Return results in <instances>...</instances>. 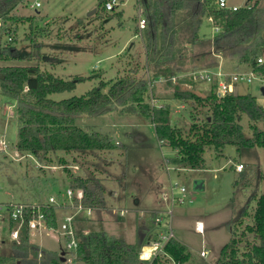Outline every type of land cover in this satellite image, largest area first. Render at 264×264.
Here are the masks:
<instances>
[{
	"label": "rangeland",
	"instance_id": "rangeland-1",
	"mask_svg": "<svg viewBox=\"0 0 264 264\" xmlns=\"http://www.w3.org/2000/svg\"><path fill=\"white\" fill-rule=\"evenodd\" d=\"M145 1L119 0L115 10H122L123 16L118 17L107 14L114 13L113 10L103 12L99 0H25L15 12L33 18V25L31 27L29 21L19 22L12 36L13 46L19 53L29 51L28 35L32 34L43 44V57L33 61L0 60V66L38 64L41 69L64 79L90 77L78 83L73 91L52 94L51 97L57 100L86 94L99 81L116 80L131 74L136 66L139 67L137 76L149 79L151 75L138 30L140 17L144 18ZM247 1L230 0V3L244 5ZM36 2L42 4L37 10L32 6ZM259 4L264 7V0H259ZM214 25L216 23L207 19L204 21L200 30L202 41L188 47L181 61L183 69L209 65L217 70L221 62L224 71L235 70L237 60L213 52L211 38L218 32ZM10 38L8 35L0 37V50ZM244 67L245 70L248 68ZM172 86L175 84L154 82L153 98L159 104L169 101L172 124L187 134L194 122L192 116L198 121L204 120L210 106L195 101L170 100ZM180 87L202 96L207 95L206 90L209 89L208 84L185 87L180 83ZM235 93H252L258 99L262 97L257 82L238 84ZM241 123L246 136L251 137V122L246 115ZM78 125L88 131L109 135L116 149L82 154L57 151L49 153L46 158L20 152L16 146V106L1 93L0 88V140L7 143L5 149L0 146V202L47 203L54 196L58 205L67 199L66 192L71 187L72 177L96 176L107 187L108 205L90 213L83 211L76 216L83 220H76L75 227L87 219L91 228L106 230L133 243L137 238V224L147 221V216L139 218L142 216L140 211H155L163 218L165 227L171 221L176 239L185 246L188 258L184 264H217L222 247L232 237L230 225L235 227L241 239L240 253L258 241L255 234L246 229L253 224L257 200L264 194V147L239 149L230 144L222 152L215 148L207 149L201 166L185 168L169 164L172 168L168 172L165 158L173 156L174 151L160 145L149 118L117 109L102 115H83ZM258 125L264 128V121ZM61 158L68 161L67 168L61 164ZM238 163L244 164L242 171L236 169ZM171 185H177L176 197L183 196L180 187L186 188L185 202H175L172 218L167 212L171 202L164 201L167 194L172 195ZM57 208L61 222L69 208ZM114 208L127 209L128 213L119 216ZM199 221L203 222V232L197 230ZM29 237L31 242L41 247L56 252L63 250L66 257L71 256V250H66L67 239L58 228L42 227L40 231L29 233ZM13 241L7 220L1 221V255H10ZM202 249L210 250L208 258L200 255ZM77 264L85 263L80 261Z\"/></svg>",
	"mask_w": 264,
	"mask_h": 264
},
{
	"label": "trees",
	"instance_id": "trees-1",
	"mask_svg": "<svg viewBox=\"0 0 264 264\" xmlns=\"http://www.w3.org/2000/svg\"><path fill=\"white\" fill-rule=\"evenodd\" d=\"M24 1L0 0V37H11L0 50V60L33 61L43 57V44L32 34L28 35L31 43L29 51L19 53L13 46L12 36L17 31L19 22L29 21L30 26L33 25V18L20 16L15 12ZM107 1L99 0V7L106 13ZM248 1L253 3L237 10H229L219 8L216 0H146L143 3L146 25L143 29L138 25V30L151 75L149 79L137 76L139 67L136 66L132 68L131 74L116 80L99 81L86 94L57 100L51 95L73 91L78 83L90 77L64 79L41 69L38 64L1 65V93L16 106L17 149L45 158L49 153L57 151L82 154L114 150L117 146L109 135L88 131L78 125V120L83 115H102L117 109L149 118L161 145L174 150L173 156L166 160L178 167L201 166L205 151L211 148L222 152L230 144L239 149L264 147V128L258 125V122L264 121V109L252 93H230L220 98L213 92L202 96L193 90H182L178 84L172 86L170 100L195 101L210 106V112L204 120L198 121L192 116L194 122L187 134L182 128L172 124L169 101L162 106L151 103V99L155 98L154 80L160 76H175L184 71L181 61L188 47H194L202 41L200 30L209 16L214 17L216 25L220 27L211 38L213 52L237 60L238 65L257 67V59L264 55V7L260 6L259 0ZM115 9L114 13L107 14L122 17L123 11ZM245 115L251 122V137L246 136L241 123ZM60 161L67 168L68 161L65 158ZM70 185L74 190H83L84 206L107 207V187L100 178L76 176L72 177ZM75 202L78 203L77 199ZM43 210L47 225L58 228V208L43 206ZM76 220L83 219L76 217ZM13 225L11 222V227ZM89 225L90 221L85 219L81 226L75 227L78 241L75 258L77 263L139 264L138 250L154 230V226L146 220L140 221L136 228V241L131 243L123 237L106 230H95ZM86 228H89L88 233L84 232ZM230 228L232 237L222 247L217 264H264V194L257 200L253 224L246 229L255 234L258 241L240 253L241 239L237 236L235 227L230 225ZM168 250L184 261L188 258L185 246L177 239L171 241ZM63 256L62 252L51 251L31 242L29 230L24 229L20 239L12 242L10 255L0 254V264H69L62 260Z\"/></svg>",
	"mask_w": 264,
	"mask_h": 264
},
{
	"label": "built area",
	"instance_id": "built-area-1",
	"mask_svg": "<svg viewBox=\"0 0 264 264\" xmlns=\"http://www.w3.org/2000/svg\"><path fill=\"white\" fill-rule=\"evenodd\" d=\"M217 5L221 9H229V10H237L244 6H250L248 1L244 5H238L234 3H230V0H216ZM120 4L119 0H108L105 4L106 9L108 11L114 10ZM41 2H36L32 6L37 10L41 7ZM209 22L216 23V19L212 16L207 18ZM1 25V20H0ZM146 25V21L144 18L140 17L139 19V27L143 29ZM214 28L219 31L220 27L218 25H214ZM11 39V38H10ZM169 82L171 84L184 85L185 87H191L192 84H208L209 89L206 91L213 92L217 94L218 97H224L227 94L235 93L236 86L238 84H252L259 83L260 92L262 97L258 99L256 97L257 103L264 109V55L260 56L257 59V67L252 68L248 67V69H238L233 70L231 72L224 71L221 68L214 70L210 67H199L191 69L187 73H180L175 76L165 77L160 76L154 82ZM187 90L186 88H184ZM189 89V88H188ZM152 104H159L157 101L152 98ZM163 104H160L162 106ZM1 148H6L7 143L5 140H0ZM166 160V158H165ZM167 170L170 172L171 168L168 161ZM244 168L243 163H238L236 165V169L238 171H242ZM177 185H171L172 195L171 197L167 194L165 199L171 202V207L167 211L172 218L173 215V207L175 202L178 201L180 203L185 202V192L186 188L184 186L180 187V191L183 192V196L176 197L175 196V188ZM67 199L62 200L57 205V198L51 196L47 203H30V202H0V222L7 220L9 225L10 237L14 240H19L21 232L24 229H28L29 233H35V231H40L42 227L50 228V226L46 223V213L43 210V206H55L59 208H71L73 209L72 213H67L64 215L60 225L58 227L59 232L66 237V250H71V256L66 257V252L64 253V257L69 264H77L76 251L78 248V241L75 233V219L76 216L82 213L83 211L91 212L94 210H99L103 208H92L86 207L82 204V199L84 192L82 189L74 190L73 188H69L66 192ZM77 199L78 203L75 202ZM114 212L119 216L126 215L128 213L127 209L124 208H114ZM150 220H148V215ZM142 216H147V221L149 224L154 226V230L151 235L142 243L138 250V261L139 264H184V260L179 257H175L168 250V245L172 240L176 239L175 233L172 229L171 221L167 227L163 224V218L155 211H142ZM11 222H13V226L11 227ZM197 230L199 232H203L204 228L201 225L197 226ZM85 233L89 232V229L84 230ZM200 255L204 258H208L210 256V250L202 249L200 251Z\"/></svg>",
	"mask_w": 264,
	"mask_h": 264
},
{
	"label": "crops",
	"instance_id": "crops-1",
	"mask_svg": "<svg viewBox=\"0 0 264 264\" xmlns=\"http://www.w3.org/2000/svg\"><path fill=\"white\" fill-rule=\"evenodd\" d=\"M140 31V30H139ZM140 35H141V33H140ZM207 67H209V65H207ZM196 68V67H195ZM211 68V67H210ZM245 67L243 66V65H237L236 67H234V69L235 70H238V69H244ZM191 69H193V67H191ZM248 69V68H247ZM190 69H185L184 68V71H189ZM152 125L154 126V124L152 123ZM155 130V129H154ZM160 145H161V143H160ZM174 151V150H173ZM164 195V194H163ZM163 199H164V196H163ZM164 201H167L166 199H164ZM166 203V202H165ZM68 210V212L67 213H72L73 212V209H71V208H69V209H67ZM150 210H152V209H150ZM142 211H145V210H142ZM142 211H140L141 212V214H142ZM143 216H141L140 215V217L139 218H141V219H143L142 218ZM199 225H201V226H203L204 227V225H203V222L202 221H199V223H198ZM62 253H65L63 250H62Z\"/></svg>",
	"mask_w": 264,
	"mask_h": 264
},
{
	"label": "water",
	"instance_id": "water-1",
	"mask_svg": "<svg viewBox=\"0 0 264 264\" xmlns=\"http://www.w3.org/2000/svg\"><path fill=\"white\" fill-rule=\"evenodd\" d=\"M263 90H264V89H263ZM198 187H201V185H199ZM63 255H64V253H62V256H63ZM62 260L65 261L66 258L63 256Z\"/></svg>",
	"mask_w": 264,
	"mask_h": 264
}]
</instances>
